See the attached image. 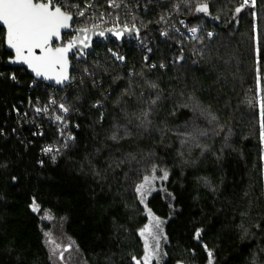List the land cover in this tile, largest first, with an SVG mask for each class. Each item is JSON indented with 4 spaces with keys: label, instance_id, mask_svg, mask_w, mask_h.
Returning <instances> with one entry per match:
<instances>
[{
    "label": "trees",
    "instance_id": "obj_1",
    "mask_svg": "<svg viewBox=\"0 0 264 264\" xmlns=\"http://www.w3.org/2000/svg\"><path fill=\"white\" fill-rule=\"evenodd\" d=\"M109 1L96 10L139 28L151 54L134 40L97 43L86 61L72 57L64 88L7 65L0 27V264H55L45 212L88 264H135L146 209L167 238L153 264H208L205 246L212 264H264V0ZM153 172L144 204L136 189Z\"/></svg>",
    "mask_w": 264,
    "mask_h": 264
},
{
    "label": "snow or ice",
    "instance_id": "obj_2",
    "mask_svg": "<svg viewBox=\"0 0 264 264\" xmlns=\"http://www.w3.org/2000/svg\"><path fill=\"white\" fill-rule=\"evenodd\" d=\"M244 2L245 4L250 2L253 7L255 6V0H244ZM58 3H61V0H46V2L44 0H0V25L6 29L7 47L14 50L15 59L12 61L13 63L26 64L37 77L56 78L57 82H60L62 79H67V53L76 45V41H70L65 46H53L54 40L60 39L61 30L67 29L69 27L68 22L73 19L67 11L62 10V6H56ZM196 11L208 13L209 5L207 3L200 4ZM236 11L239 13L241 9L237 8ZM79 14L83 15V12ZM80 31L85 32L86 29ZM190 31L195 33L197 29L191 28ZM116 35L119 36V33ZM161 66L163 67V65ZM12 78L15 79L14 76ZM61 108L64 112L68 111V108L63 105ZM37 111L39 112L40 109ZM144 116L146 117L147 113H144ZM261 116L264 118V105H261ZM56 119L60 120L61 117L57 116ZM261 127L264 129V119H262ZM126 135H130V133L126 131ZM261 136L264 138V131L261 132ZM111 139L115 141L118 136L113 134ZM46 151H51V149H46ZM167 177L168 173L163 172V178L167 179ZM149 182L148 178L145 177V183L140 184L136 191L143 195L145 185ZM32 208L33 211H39V206L35 202ZM160 224L161 221L155 219L153 225L156 229L155 233L148 228L141 232L142 236L148 233L154 241V244L150 246L147 239L145 240L144 264H150L153 257L159 255V240L162 233ZM199 236L200 232L197 231L196 237L199 238ZM164 239L167 238L164 237ZM205 248L209 257L208 264H212L211 257L213 254L207 250V246ZM53 253L55 254V249H53ZM61 258H63V253H61ZM133 260H135V264H141V260L135 257Z\"/></svg>",
    "mask_w": 264,
    "mask_h": 264
},
{
    "label": "water",
    "instance_id": "obj_3",
    "mask_svg": "<svg viewBox=\"0 0 264 264\" xmlns=\"http://www.w3.org/2000/svg\"><path fill=\"white\" fill-rule=\"evenodd\" d=\"M62 10L64 9L62 8ZM68 14L73 17V19L68 22L69 27L67 29H62L60 39L54 40L53 42V46L56 47V46H65L70 41H73V40L76 41V45L67 53V67H66L67 79H62L60 82H57L56 78L47 79L45 77H37L35 73L26 64L13 63L12 61L15 59L14 50L7 47L6 40H5L6 49L12 53V57L7 59L6 64L13 66V67L24 68L35 79L41 82L47 83L53 87L64 88L67 85L75 81V77L72 75L73 69L75 67L74 61L72 59L74 55L80 60L86 61L87 57L93 51L95 44L104 42L107 40H111L121 45L124 41L135 38L138 35V28L135 26H131V27L118 26L115 28L74 27L73 25L74 16L70 13ZM0 27L4 29L5 34H6L5 27L3 25H0ZM81 29H86V31L81 32L80 31ZM66 33H73V35L67 41H64V34ZM101 33H103V35H101ZM116 33H119V36H117ZM85 45H87V47H85Z\"/></svg>",
    "mask_w": 264,
    "mask_h": 264
},
{
    "label": "rangeland",
    "instance_id": "obj_4",
    "mask_svg": "<svg viewBox=\"0 0 264 264\" xmlns=\"http://www.w3.org/2000/svg\"><path fill=\"white\" fill-rule=\"evenodd\" d=\"M260 98L261 97H259L258 99L260 100ZM146 177L148 178L150 182L145 185L143 195L140 192H138L139 198L144 204L146 203L147 198L154 191H156V189L159 186L157 181L161 179V177L158 176L157 174H154V172ZM144 183H145V178H144V181L141 182L140 184H144ZM146 214H147L148 220H147V223L141 229V232L145 230L146 228H148L153 233H155L156 229L153 227L154 220L159 219L161 221L160 229H162V233L160 234V240H159V244H160L159 255L154 256L153 259L150 261V264H153L155 262H160L164 256L163 255L164 254L163 253V243H164V237H165L164 221L159 216L152 213L149 209H146ZM44 218L49 223V226H50V228L46 231V245H47V249L49 251L52 261L55 264H88L84 256L78 249L77 245L75 244V242L65 234L62 223L54 220L51 214L47 212L44 213ZM141 237L143 239L144 256H145V240L147 239V242L150 246L154 244V241L152 240L151 236L148 235V233H145V235L143 236L141 235ZM53 249H55V254L53 253ZM61 253H63V258H61ZM141 264H144L143 258L141 260Z\"/></svg>",
    "mask_w": 264,
    "mask_h": 264
},
{
    "label": "built area",
    "instance_id": "obj_5",
    "mask_svg": "<svg viewBox=\"0 0 264 264\" xmlns=\"http://www.w3.org/2000/svg\"><path fill=\"white\" fill-rule=\"evenodd\" d=\"M157 1H162V0H126V1L110 0L109 4L111 7L115 9L121 8V7H125L126 9H128V7L130 6L131 8H134V10H139V9L145 10L147 7V3L157 2ZM44 2H46V0H44ZM95 2L96 0H61V3L56 4V6H62L63 4H66L67 8L70 10L68 13L74 16V23L76 21L83 22L86 19V21L88 20V23H89L88 27L115 28L118 26H124L122 25L123 22L121 20L120 15L115 14L113 10L109 12L104 11V10H96L97 8L95 6ZM114 5H118V6H114ZM80 12H83V15H80L79 14ZM124 27H131V26L126 25ZM185 28H186V22L184 20H180L179 26H177V30H181ZM188 32L191 35L195 34V33H192L190 29L188 30ZM160 35L162 38H165L166 30H162ZM132 40L136 41L139 46L141 45L142 50H144L146 53L145 57L151 54L150 45L148 43H142V40L139 37V28H138L137 37L126 40V41H132ZM109 41L111 40H107V41L100 42V43H107ZM110 53L116 59L118 63H122L125 59L124 55H118V53L114 50H110ZM121 57L122 59H120ZM76 60L79 61L80 59L76 57ZM44 84L51 86L47 83H44ZM40 113H41V110L39 112L37 111L38 115H40ZM65 137L69 139L73 138V136L69 132L65 133Z\"/></svg>",
    "mask_w": 264,
    "mask_h": 264
},
{
    "label": "flooded vegetation",
    "instance_id": "obj_6",
    "mask_svg": "<svg viewBox=\"0 0 264 264\" xmlns=\"http://www.w3.org/2000/svg\"><path fill=\"white\" fill-rule=\"evenodd\" d=\"M65 41V40H64Z\"/></svg>",
    "mask_w": 264,
    "mask_h": 264
}]
</instances>
